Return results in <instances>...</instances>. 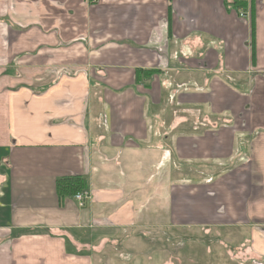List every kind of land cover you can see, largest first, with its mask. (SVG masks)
I'll list each match as a JSON object with an SVG mask.
<instances>
[{"label": "crops", "instance_id": "1", "mask_svg": "<svg viewBox=\"0 0 264 264\" xmlns=\"http://www.w3.org/2000/svg\"><path fill=\"white\" fill-rule=\"evenodd\" d=\"M244 1L0 0V264L264 259V0Z\"/></svg>", "mask_w": 264, "mask_h": 264}, {"label": "trees", "instance_id": "2", "mask_svg": "<svg viewBox=\"0 0 264 264\" xmlns=\"http://www.w3.org/2000/svg\"><path fill=\"white\" fill-rule=\"evenodd\" d=\"M247 2L244 0H234V7L238 10H244L246 12ZM251 15L254 19V12L251 5ZM253 22V21H252ZM157 71H139L137 74L145 73L147 76H152ZM88 191V181L85 178L78 176H69L59 179L57 182V193L59 197L60 204H62L67 198L74 197L77 193Z\"/></svg>", "mask_w": 264, "mask_h": 264}, {"label": "rangeland", "instance_id": "3", "mask_svg": "<svg viewBox=\"0 0 264 264\" xmlns=\"http://www.w3.org/2000/svg\"><path fill=\"white\" fill-rule=\"evenodd\" d=\"M250 127H252V126H250ZM251 131H253V129H250ZM250 131V132H251ZM245 137H247V139H249V141L247 142V144H249L250 143V139L252 138V137H250V135L249 134H246V136ZM223 167H217V169L219 170L220 169V171H221V169H222ZM236 168V165L235 166H233V167H230L229 168V170H233V169H235ZM225 171H226V169H224ZM232 172V171H231ZM227 173V172H226ZM230 173V172H229ZM232 185V184H231ZM233 186V185H232ZM89 191V190H88ZM90 192V191H89ZM264 226V225H263ZM263 228V230H264V227H262ZM216 230V229H215ZM215 230H212V232L210 233V237L212 236L213 238L214 237H216V232H215ZM263 234H264V231H263ZM235 236H237V234H234ZM210 240H212V239H210ZM184 242H181V244L179 245H177L176 247H175V249H171L170 251L172 252V251H174V250H177L179 247H181V246H184V244H183ZM219 245H221V243H219ZM230 246H231V244H230ZM231 248H233V247H231ZM212 249V245H211V247H210V250ZM234 249V248H233ZM235 250V249H234ZM234 252V254H236L237 253V251H233ZM227 256H228V250H225V252H224ZM173 254V253H172ZM193 254V257H195L196 259L195 260H197L198 262H201L202 264H205L206 263V261H201L200 259H199V257H198V255H197V252H194V253H192ZM230 256H231V260L230 261H228V264H237V263H241V262H246V263H250V262H252L251 264H254V262L255 261H257L258 263L259 262H261V263H264V259L263 260H261V258H259V257H257V256H253V255H250V256H248V260H245L243 257H245V255L244 254H241V255H238V256H235V255H233V254H231V252H230ZM234 256V257H233ZM240 256V257H239ZM191 257V253L190 252H183V256H182V258H183V261H186L187 259H189ZM198 257V258H197ZM229 257V256H228ZM233 258V259H232ZM240 258H242L244 261H238ZM246 258V257H245ZM229 259H230V257H229ZM200 260V261H199Z\"/></svg>", "mask_w": 264, "mask_h": 264}, {"label": "built area", "instance_id": "4", "mask_svg": "<svg viewBox=\"0 0 264 264\" xmlns=\"http://www.w3.org/2000/svg\"><path fill=\"white\" fill-rule=\"evenodd\" d=\"M91 4H96L98 0H88ZM246 15L245 13H240V17L244 18ZM90 198V192L89 191H83L79 192L74 196V200L78 203L79 207L83 208L85 207L86 200Z\"/></svg>", "mask_w": 264, "mask_h": 264}]
</instances>
